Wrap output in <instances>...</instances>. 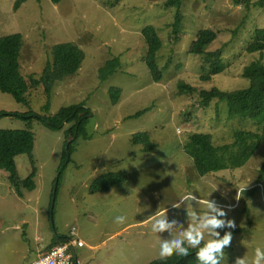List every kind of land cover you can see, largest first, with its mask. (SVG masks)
Instances as JSON below:
<instances>
[{"label": "rangeland", "instance_id": "1", "mask_svg": "<svg viewBox=\"0 0 264 264\" xmlns=\"http://www.w3.org/2000/svg\"><path fill=\"white\" fill-rule=\"evenodd\" d=\"M17 1L0 0V36L23 35L20 63L27 80L40 78L55 45L73 43L85 59L50 93L30 86L27 104L0 91V111L49 117L81 104L91 113L78 138L67 124L51 129L37 120H0V159L13 160L21 179L36 171V188L20 197L0 169V264H32L43 247L59 235L69 237L73 228L85 242L75 250L81 264H150L181 242L198 247L218 241L220 264H264V122L230 117L227 102L203 108L197 96L178 88L180 81L198 90L247 88L244 68L264 63V53L246 50L264 27V3L183 0L174 38L177 8L167 6L169 0H27L15 9ZM146 26L162 40L160 83L144 62ZM201 30L217 33L207 51L225 48L227 67L210 80H202L210 70L192 52ZM143 132L150 152L133 142ZM195 133L212 135L223 169L198 172L184 148ZM105 173L127 178L91 193L92 182Z\"/></svg>", "mask_w": 264, "mask_h": 264}, {"label": "trees", "instance_id": "2", "mask_svg": "<svg viewBox=\"0 0 264 264\" xmlns=\"http://www.w3.org/2000/svg\"><path fill=\"white\" fill-rule=\"evenodd\" d=\"M27 0H18L15 9H18ZM54 4H59L63 0H51ZM263 5L264 0L259 2ZM183 0H169L166 5L177 8L175 15L174 38L178 36L182 24L183 16L180 9ZM142 34L148 45V51L144 57V62L149 68L151 77L155 83H160L164 77V71L157 62V56L162 48V40L153 26H146L142 30ZM217 38V33L213 30H201L197 34V38L193 44L192 52L203 58L204 67H208L210 73L202 77V80H210L212 75H217L225 71L226 64L223 59L224 49L220 48L215 51H207V47L211 45ZM179 40V39H178ZM24 46V37L22 34H10L0 36V91L12 96L18 103L27 104L25 95L29 91V87L43 85L47 92H51L52 85L57 81L72 77L80 70L85 59L83 50L73 43H63L55 45L52 49V61L48 62L41 74L40 78L30 76L27 80L22 74L20 63L21 52ZM247 52L264 53V27L256 29L252 34V41L246 48ZM117 64V60H115ZM118 68L110 70L115 71ZM109 74V72L107 73ZM105 73L102 75V77ZM243 78L249 81V86L245 89L229 91L221 90L214 87L210 90H198L189 83L180 81L178 88L181 95L197 96L199 105L207 108L213 101L227 102L230 117H243L245 119L258 120L264 122V63L262 61H253L243 70ZM107 78L103 77L102 80ZM119 91L115 88L111 89V93ZM120 93V91H119ZM119 93L113 95V102H117ZM149 108L144 109L134 116L139 117L146 113ZM90 110L83 105H71L61 108L53 116H41L33 111L26 113L0 111V120L6 117L25 120L27 122L37 120L45 124L51 129H62L65 124L71 125L68 132L72 137L78 138L83 133L84 125L90 115ZM70 138V137H69ZM67 137V141L69 140ZM264 143V138L259 136ZM133 142L143 143L146 151L153 148L149 145V133L143 132L133 136ZM69 145L70 152L72 148ZM187 153L194 160V164L201 175L216 172L224 168L216 158V148L213 144V138L210 134L195 133L190 136L189 142L184 146ZM33 160V156L31 155ZM248 159V155L245 156ZM62 166L60 167V169ZM0 169L8 173L7 179L20 197L23 196V190L33 191L35 184V167L33 173L26 179H21L17 173L15 162L11 159H0ZM264 173L263 170L261 172ZM264 177V175H262ZM127 176L123 173H105L96 178L91 186V193L107 192L112 187L125 181ZM263 179V178H262ZM55 240L56 237H55ZM64 241V240H62ZM59 240V242H62ZM53 242L52 245L59 244ZM222 242L203 243L198 247H191L185 242H181L175 246L173 251L160 259L152 261L150 264H220ZM49 246V248L53 247Z\"/></svg>", "mask_w": 264, "mask_h": 264}, {"label": "built area", "instance_id": "3", "mask_svg": "<svg viewBox=\"0 0 264 264\" xmlns=\"http://www.w3.org/2000/svg\"><path fill=\"white\" fill-rule=\"evenodd\" d=\"M84 246L85 242L77 237L73 228L65 241L40 253L32 264H79L75 250Z\"/></svg>", "mask_w": 264, "mask_h": 264}, {"label": "crops", "instance_id": "4", "mask_svg": "<svg viewBox=\"0 0 264 264\" xmlns=\"http://www.w3.org/2000/svg\"><path fill=\"white\" fill-rule=\"evenodd\" d=\"M77 237H78V234H77ZM66 238H67V237H63V236H60V235H59V236H57V237H56V239H57V240H55V238L53 239L52 243H53V242H55V243H58V242H59V240H60V241H62V240H64V241H65V240H66ZM78 238H79V237H78ZM79 239H80V238H79ZM62 242H63V241H62ZM59 243H61V242H59ZM49 246H51V244H50ZM49 246H47V247H43V249H42V250H43V251H46V250H48V249H49ZM43 251H42V252H43ZM42 252H38V257H39V254H40V253H42ZM76 256H77V255H76ZM38 257H37V258H38ZM77 259H78V261H79V264H81V262H80V260H79V257H78V256H77Z\"/></svg>", "mask_w": 264, "mask_h": 264}]
</instances>
